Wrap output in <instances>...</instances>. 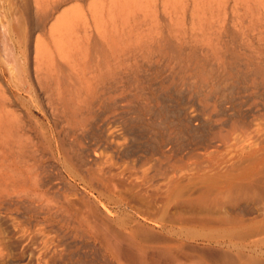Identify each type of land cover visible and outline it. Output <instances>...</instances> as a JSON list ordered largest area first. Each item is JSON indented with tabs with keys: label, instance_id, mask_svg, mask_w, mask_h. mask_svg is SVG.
Masks as SVG:
<instances>
[{
	"label": "rangeland",
	"instance_id": "rangeland-1",
	"mask_svg": "<svg viewBox=\"0 0 264 264\" xmlns=\"http://www.w3.org/2000/svg\"><path fill=\"white\" fill-rule=\"evenodd\" d=\"M252 170L264 0H0V264H129L148 234L237 263L218 228L264 219Z\"/></svg>",
	"mask_w": 264,
	"mask_h": 264
},
{
	"label": "bare ground",
	"instance_id": "bare-ground-1",
	"mask_svg": "<svg viewBox=\"0 0 264 264\" xmlns=\"http://www.w3.org/2000/svg\"><path fill=\"white\" fill-rule=\"evenodd\" d=\"M257 157V156H256ZM255 157V158H256ZM260 157V156H259ZM248 160V159H247ZM252 160V159H251ZM255 160H257V159H255ZM254 161V160H253ZM258 170V169H257ZM260 170V169H259ZM252 171H254V170H252ZM252 171H251V174L249 175V176H246L247 177V181H249V185L247 186V188H245L244 189V193L245 192H247V194H245V195H247L246 197H248L247 199H248V201H251V202H257V201H259V202H261V204H262V200H263V197H264V178L261 176V173H260V171H257V172H253V174H252ZM262 172V171H261ZM237 175V174H236ZM246 175V174H245ZM245 175H244V177L242 178V180L243 179H245L246 180V178H245ZM254 175H260L259 177L261 178V179H256L255 177H253ZM251 176H252V178H251ZM255 178V179H254ZM241 179V178H240ZM241 180V181H242ZM244 180V181H245ZM259 180V181H258ZM262 180V181H261ZM245 183H246V181H245ZM244 184V183H243ZM244 186V185H243ZM242 186V187H243ZM242 187H240V188H242ZM245 187V186H244ZM243 187V188H244ZM230 188H232V186L230 187ZM236 188H238V187H236ZM220 190V192L222 193V191H223V189H219ZM222 190V191H221ZM229 190V189H228ZM243 190V189H242ZM246 190V191H245ZM237 190H235V192H236ZM241 191V190H240ZM207 192V191H206ZM205 192V193H206ZM213 192V191H212ZM217 191H215V193H216ZM230 192H231V190H230ZM232 192H234V191H232ZM239 192V191H238ZM34 193V192H33ZM204 193V194H205ZM214 193V192H213ZM219 192H217V194H218ZM223 193H224V191H223ZM222 193V194H223ZM226 193V192H225ZM225 193H224V195H225ZM241 193H243L242 191H241ZM240 193V194H241ZM30 194V193H29ZM212 194V193H211ZM217 194H215V195H217ZM222 194L220 195L219 194V197L220 196H222ZM232 194V193H231ZM203 195V194H202ZM206 195V194H205ZM213 195V194H212ZM230 195V194H229ZM237 195V194H236ZM242 195V194H241ZM244 194H243V197L245 196ZM33 196V195H32ZM44 196V195H43ZM171 196V195H170ZM201 196V195H200ZM218 196V195H217ZM41 197V196H40ZM180 197V196H179ZM187 197V196H186ZM215 197V196H214ZM225 197H226V195H225ZM238 197V196H237ZM245 197V198H246ZM181 198V197H180ZM183 198V197H182ZM208 198V197H207ZM186 199V198H185ZM190 199V198H189ZM189 199H188V201H189ZM199 199V200H198ZM210 199V198H209ZM216 199V198H215ZM218 199V198H217ZM222 199H223V196H222ZM226 199H228V198H226ZM238 199V198H237ZM40 200V199H39ZM191 200V199H190ZM197 200H198V202L201 200L200 198H198L197 197V199H196V201L195 200H193V201H195L194 203H196L197 202ZM221 200V199H220ZM233 200V199H232ZM242 200H244V199H242ZM261 200V201H260ZM193 201H189V202H191V204H193L192 202ZM202 201V200H201ZM208 201H210V200H208ZM214 201V200H213ZM218 201V200H217ZM224 201V200H223ZM264 201V200H263ZM175 202H176V200H175ZM175 202H174V200H173V203L175 204ZM177 202H178V200H177ZM176 202V203H177ZM182 203L184 202L183 200L181 201ZM187 203V205L189 206V205H191L190 203ZM203 202V201H202ZM258 202V203H259ZM182 203L180 204V206H182ZM225 203H226V201H225ZM232 203H233V201H232ZM184 204V203H183ZM197 204V203H196ZM195 204V205H196ZM199 204V203H198ZM200 204H202V203H200ZM212 204V203H211ZM222 204V203H221ZM224 204V203H223ZM205 205V204H204ZM213 205V204H212ZM172 206V205H171ZM178 206V205H177ZM203 206V205H202ZM206 206V205H205ZM216 206H217V204H216ZM187 207V206H186ZM185 207V208H186ZM198 207H199V205H198ZM184 208V209H185ZM188 209L189 208H191V206L190 207H187ZM183 209V210H184ZM213 209V208H212ZM182 210V209H181ZM180 212H178V215H180L179 214ZM214 217V216H213ZM177 218V217H176ZM181 218V217H180ZM179 218V219H180ZM184 218V217H183ZM183 218H181V219H183ZM207 218V217H206ZM205 218V219H206ZM218 218V217H217ZM263 218H264V216H263ZM180 219V220H181ZM194 219V218H193ZM198 219V218H197ZM202 219V218H201ZM205 219H203L204 221H206ZM148 220V219H147ZM173 220H175V218L173 219ZM179 220V221H180ZM184 220L186 221L187 220V218H184L183 219V223H184ZM203 220H201L202 221V223H203ZM209 220V219H208ZM210 220H212V221H214V219H210ZM218 220H219V218H218ZM218 220H215V221H218ZM222 220V219H221ZM146 221V220H145ZM175 221H177V220H175ZM189 220H187L186 222H188ZM198 221V220H197ZM200 221V220H199ZM198 221V222H199ZM211 221V222H212ZM214 221V222H215ZM227 221H230V222H228L227 223ZM256 222H252V223H246L247 221H243V220H239L238 218L237 219H233L232 221H231V219L230 220H228V219H226L225 221H223V222H226V226L224 227V226H222L224 223L223 222H220V223H223L222 225L219 223V227H220V225H221V227H223L222 229H221V227L220 228H218V229H220V231H222V234L224 235V232L226 233V236L227 237H222V238H227L228 239V242H227V244H228V246L227 247H229V249H233V251H235L236 252V255H235V257L237 258V263L235 262L234 264H250V263H252V262H254V258L252 257V254L253 253H257L258 251H260L261 250V248L263 247V245H264V238L262 237L261 238V236L264 234V219H260V221H258L257 222V220H255ZM151 222V221H150ZM171 222V221H170ZM178 222V221H177ZM208 222H210V221H208ZM213 222V223H214ZM174 223V222H173ZM181 223H182V221H181ZM182 223V224H183ZM185 224V223H184ZM199 224H201V222L199 223ZM204 224V223H203ZM216 224V223H215ZM163 225V224H162ZM141 227V226H140ZM140 227H138L139 229H141V228H144L143 226L140 228ZM146 227H148V226H146ZM155 227V226H154ZM163 227H165V226H163ZM97 228V227H96ZM148 228H150V229H153L154 230V228H153V226L151 227H148ZM147 229V228H146ZM150 229H149V231H150ZM156 229V228H155ZM163 229V228H162ZM173 230H174V228H173ZM141 231V230H140ZM148 231V232H149ZM169 231V230H168ZM219 231V230H218ZM224 231V232H223ZM138 231L136 230V233H137ZM146 232V231H145ZM148 232H146V234L148 233ZM151 233L153 232V234H154V231H150ZM130 233V232H129ZM133 234V233H132ZM146 234H145V236H146ZM174 234V233H173ZM134 235H136L135 233H134ZM142 235V234H141ZM221 235V234H220ZM148 236V239H147V242L148 241H150L151 243L149 244L148 243V245H150V246H146L147 245V243L146 244H143V245H140V244H136V242H134L133 241V239L135 238H133V239H129V240H127V237L126 238H124L123 237V241H124V245H122V246H120V247H118V255L121 257V258H123V259H125L126 261H130L129 262V264H148V262H149V259H152L151 260V263L150 264H161V261L162 260H167V262L169 263V261H171V262H174L175 264H178L177 262H179V260L177 261V259L178 258H181V256H182V254L181 253H178V256H179V254H181L179 257H177L176 256V252H180L179 251V248L181 249H186L185 247L183 248V247H181L182 245L184 246L185 244H181V243H183V242H180V243H178L177 242V244L175 243H171L172 241L171 240H169V238L167 239L166 237H164V236H161V235H150V234H148L147 235ZM147 236H146V238H147ZM130 237H132V236H130ZM115 239V238H114ZM219 239V238H218ZM221 239V238H220ZM179 240V239H178ZM107 241V240H106ZM110 241V240H109ZM120 241V240H119ZM123 241H121V242H123ZM137 241V240H136ZM171 241V242H170ZM219 241H221V240H219ZM218 241V242H219ZM223 241V240H222ZM223 242H225V241H223ZM185 243V242H184ZM219 244V243H218ZM224 244V243H223ZM226 244V242H225V245H227ZM107 245H109V244H107ZM113 245V244H112ZM193 246V245H192ZM116 248V247H115ZM108 249H110V248H108ZM181 249V250H182ZM188 249V248H187ZM190 249V248H189ZM197 249V248H196ZM114 250V249H113ZM177 250V251H176ZM175 251V252H174ZM185 251V250H184ZM231 251V250H230ZM152 253L153 254V256H151L150 258H149V254L150 253ZM182 253H183V251H181ZM246 252H249V254L250 255H248L247 256V254H246ZM233 253V252H232ZM187 254H188V252H187ZM224 254V253H223ZM226 254H227V252H226ZM262 254H264V253H262ZM117 255V256H118ZM184 256L188 259V256L186 255V253H184ZM191 256V254L189 255V259L190 258H192V256ZM198 257V256H197ZM223 257V256H222ZM120 258V259H121ZM149 258V259H148ZM186 258H183V259H186ZM224 258H225V256H224ZM119 259V260H120ZM187 259H186V261H187ZM194 259H197L196 257L194 258ZM193 258L191 259L193 262L195 261ZM147 260H148V262H147ZM169 260V261H168ZM182 260V259H181ZM181 260H180V262H181ZM184 261V260H183ZM191 261V262H192ZM226 261V260H225ZM163 262V261H162ZM188 262V261H187ZM192 262V263H193ZM126 263V262H125ZM186 263V262H185ZM184 263V264H185ZM196 263V262H195ZM127 264V263H126ZM180 264H182V262L180 263ZM189 264V263H188Z\"/></svg>",
	"mask_w": 264,
	"mask_h": 264
}]
</instances>
